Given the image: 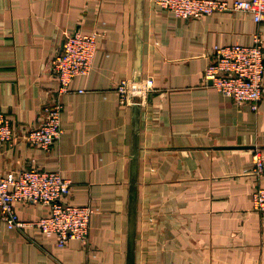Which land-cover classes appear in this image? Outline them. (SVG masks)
Here are the masks:
<instances>
[{"label":"crops","instance_id":"0c3cea01","mask_svg":"<svg viewBox=\"0 0 264 264\" xmlns=\"http://www.w3.org/2000/svg\"><path fill=\"white\" fill-rule=\"evenodd\" d=\"M95 33L89 75L66 92L49 71L69 32ZM264 20L244 11L182 18L143 0H0V108L17 136L62 103L63 133L49 149L6 144L0 173L38 167L71 181L67 198L94 208L87 241L57 245L36 224L50 207L16 202L20 227L0 219V264H126L132 105L120 80L142 78L136 264H264V209L253 191L264 172L259 111L206 81L214 46L253 44ZM139 37V40H138ZM264 81V76H263Z\"/></svg>","mask_w":264,"mask_h":264},{"label":"built area","instance_id":"2783aa9c","mask_svg":"<svg viewBox=\"0 0 264 264\" xmlns=\"http://www.w3.org/2000/svg\"><path fill=\"white\" fill-rule=\"evenodd\" d=\"M159 9L168 10L182 18H198L215 12L244 11L253 14L256 22L264 20V0H153ZM98 50L97 34L69 32L64 37L63 47L52 58L49 71L60 82V93L66 92L73 78L91 73ZM264 37L260 31L253 35V44L234 43L216 45L212 60L206 67L204 78L223 95L237 103H248L252 110L259 111L264 93ZM119 101L132 105L136 90L141 93L143 104V81L136 88L133 80L122 79L116 87ZM62 103L54 101L47 105L42 122L30 127L17 136L15 126L0 108V152L4 145H13L25 140L35 146L49 149L59 141L62 133ZM253 172H264V160L260 151L253 154ZM71 192V181L60 171L28 167L7 174L0 173V219L9 227H20L15 207L16 202H39L50 207L49 214L37 220L36 224L46 235H55L57 245L66 247L70 240L87 241L90 220L94 208L89 205H75L67 201ZM253 207L264 209V187H257L253 193Z\"/></svg>","mask_w":264,"mask_h":264},{"label":"water","instance_id":"95a60500","mask_svg":"<svg viewBox=\"0 0 264 264\" xmlns=\"http://www.w3.org/2000/svg\"><path fill=\"white\" fill-rule=\"evenodd\" d=\"M143 0H138L139 12ZM139 40V37H138ZM136 88L142 82V78H132ZM132 153L130 160V192H129V221H128V248L126 264H136L137 242V207H138V178L140 156V122H141V93L136 90L132 102Z\"/></svg>","mask_w":264,"mask_h":264}]
</instances>
